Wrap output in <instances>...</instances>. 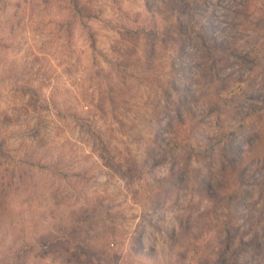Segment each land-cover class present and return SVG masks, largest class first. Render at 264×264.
<instances>
[{
    "label": "rangeland",
    "instance_id": "rangeland-1",
    "mask_svg": "<svg viewBox=\"0 0 264 264\" xmlns=\"http://www.w3.org/2000/svg\"><path fill=\"white\" fill-rule=\"evenodd\" d=\"M0 264H264V0H0Z\"/></svg>",
    "mask_w": 264,
    "mask_h": 264
}]
</instances>
